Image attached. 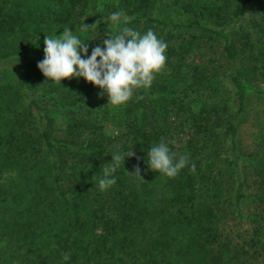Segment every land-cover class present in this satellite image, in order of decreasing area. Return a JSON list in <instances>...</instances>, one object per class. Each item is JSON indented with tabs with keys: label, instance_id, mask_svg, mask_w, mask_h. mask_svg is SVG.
I'll list each match as a JSON object with an SVG mask.
<instances>
[{
	"label": "trees",
	"instance_id": "trees-1",
	"mask_svg": "<svg viewBox=\"0 0 264 264\" xmlns=\"http://www.w3.org/2000/svg\"><path fill=\"white\" fill-rule=\"evenodd\" d=\"M114 12L127 23L122 17L114 25ZM66 27L88 43L85 59L104 47L106 34L151 29L168 45L166 66L150 88L119 106L83 77L46 85L36 59L23 56L44 57L46 35ZM204 40L220 47L222 73L196 63ZM263 78L264 0H0V109L25 107L28 119L15 120L25 130L0 127L8 163L0 168V214L22 236L25 260L256 264L235 261L222 246L216 212L227 202L243 215L241 205L251 199L245 176L258 159L241 153L238 134L252 81ZM45 98L67 117L65 141L52 137L51 119L39 107ZM161 140L177 159L189 157L175 177L149 168L147 152ZM113 154L121 156L117 183L101 190ZM137 167L143 180L130 175Z\"/></svg>",
	"mask_w": 264,
	"mask_h": 264
},
{
	"label": "clouds",
	"instance_id": "clouds-1",
	"mask_svg": "<svg viewBox=\"0 0 264 264\" xmlns=\"http://www.w3.org/2000/svg\"><path fill=\"white\" fill-rule=\"evenodd\" d=\"M127 23V16L122 12L110 14L109 20L119 25L121 18ZM95 24L84 27L95 28ZM109 38L103 41L104 47L97 46L88 56V43L77 37L74 32L65 28L62 34L53 38L45 37V58L38 63V68L48 80L61 82L72 77H83L87 82L94 84L107 93L109 104L119 106L128 102L134 91L140 88H150L156 74L163 71L167 62V43L158 38L153 30L146 33L123 27L119 34H106ZM142 98V97H141ZM134 155L131 151L127 156ZM171 152L168 144L161 140L147 152L148 165L152 171H157L168 177H175L179 171L189 164L187 155ZM113 160L103 167V178L99 180V188L106 190L115 185V173L120 166L121 156L112 155ZM125 160V157H124ZM191 170L195 171L192 163ZM141 169H135V175L143 180ZM95 176L93 177V179ZM64 260L70 259L69 253L63 254Z\"/></svg>",
	"mask_w": 264,
	"mask_h": 264
},
{
	"label": "rangeland",
	"instance_id": "rangeland-1",
	"mask_svg": "<svg viewBox=\"0 0 264 264\" xmlns=\"http://www.w3.org/2000/svg\"><path fill=\"white\" fill-rule=\"evenodd\" d=\"M198 47L194 54L196 63L208 72L218 71L222 73L225 69V63L220 47L208 40L201 41ZM32 58L33 60L36 59L38 64L43 61L45 56L43 57L39 53L23 56L24 61H32ZM42 79L47 80L46 85L51 82L45 76H42ZM263 81H252L254 91L248 93L245 115L240 123L238 134V146L241 153L252 154L255 159H258L245 176L248 184L245 187V192L251 195V199L246 200L241 205L243 215L235 213L233 210L234 213L232 214L228 209L230 206L227 202L223 205L226 211L216 212L217 217L223 218L218 227L223 235L222 246L226 245L225 248L230 250L235 261L240 260L256 264H264V98L258 94L260 88L264 90ZM10 83L13 84L14 81ZM51 101V99L45 98L40 101L39 107L51 119L52 137L58 141H65L68 136L65 129L68 123L67 117L64 116L60 107ZM23 113H25V107H17L16 109L12 107L11 110L6 111L0 109L1 132L5 133L9 129H15V126L19 128L18 130H25L27 128L25 125L24 127L19 124L16 125L15 121L18 118L28 120ZM30 134L31 132L27 130L25 136L22 134L20 136L28 138ZM7 166V156L4 154L3 147L0 148V168ZM3 188V185H0V189L4 190ZM7 218L10 219L8 215L0 214V264H31L23 256L27 252V247L18 240L22 236L11 232L9 227L11 222ZM19 256H22L24 260H19Z\"/></svg>",
	"mask_w": 264,
	"mask_h": 264
}]
</instances>
